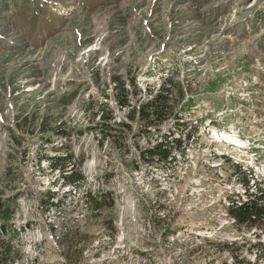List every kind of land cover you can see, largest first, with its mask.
Masks as SVG:
<instances>
[{
	"label": "rangeland",
	"instance_id": "374dc122",
	"mask_svg": "<svg viewBox=\"0 0 264 264\" xmlns=\"http://www.w3.org/2000/svg\"><path fill=\"white\" fill-rule=\"evenodd\" d=\"M113 75L132 106L172 82L188 126L130 121ZM188 130L167 161L151 156L164 133ZM236 163L264 185V0H0V195L11 199L12 264L252 260L264 231L239 229L227 213L228 197L243 194ZM70 171L83 182L67 184ZM89 191L106 196L96 212Z\"/></svg>",
	"mask_w": 264,
	"mask_h": 264
},
{
	"label": "trees",
	"instance_id": "16d2710c",
	"mask_svg": "<svg viewBox=\"0 0 264 264\" xmlns=\"http://www.w3.org/2000/svg\"><path fill=\"white\" fill-rule=\"evenodd\" d=\"M262 11H256L260 13ZM111 82L116 90V101L122 107H130L127 112V117L130 121H137L142 125L145 130H150L151 127H156L165 120L172 118L174 120L173 127L176 131L182 132L186 128L187 122L179 116V112L175 109L174 97L176 99H183L185 92L180 88H175V85L169 80H165L160 83L154 91H151L150 97L138 102L132 106L129 104V99L120 98L118 91L121 95H126L128 89L126 88L124 80L119 75L111 76ZM208 86L214 88L213 83H209ZM175 92V94H174ZM174 94V95H173ZM174 96V97H173ZM192 98L188 97L186 101L181 104V109L188 108L191 105ZM177 101V102H178ZM27 121V117H25ZM105 115H100L99 119L103 120ZM109 120V118H108ZM60 125V124H59ZM123 129L130 128L127 122H121ZM192 127V126H191ZM58 128V127H57ZM188 130L184 134L178 137H168V134L164 133L159 140H156L154 144L150 146V154L152 157H156L158 161H167L171 157L173 150H181L184 142L190 138L191 132ZM172 133V132H169ZM64 135H67L64 132ZM55 157V156H54ZM62 157V156H61ZM60 158V156L55 157ZM63 158L62 160H65ZM236 170L241 171V166L236 163L234 164ZM240 182L243 186V194L236 193V198L232 196L228 197L227 213L232 218L237 228L250 230L264 231V185L255 181L251 171H241ZM66 179V183L71 186H76L83 182V175L77 172H66L63 174ZM252 181V183H250ZM91 193V191L85 193L87 208L91 212L98 211L106 201V196H98ZM244 195V196H243ZM10 197H4L0 195V264H12L19 260L18 250H16L12 243L11 238V227H9L8 219L11 215ZM6 233V234H4ZM9 234V235H8ZM258 235V234H257ZM260 249L255 252V257L252 260H245L238 258L236 252H232L233 264H264V244L257 241L255 244Z\"/></svg>",
	"mask_w": 264,
	"mask_h": 264
},
{
	"label": "bare ground",
	"instance_id": "6f19581e",
	"mask_svg": "<svg viewBox=\"0 0 264 264\" xmlns=\"http://www.w3.org/2000/svg\"><path fill=\"white\" fill-rule=\"evenodd\" d=\"M46 80V79H45ZM46 84V83H45ZM219 139H223V138H219Z\"/></svg>",
	"mask_w": 264,
	"mask_h": 264
}]
</instances>
